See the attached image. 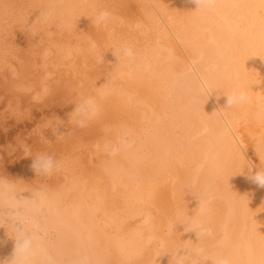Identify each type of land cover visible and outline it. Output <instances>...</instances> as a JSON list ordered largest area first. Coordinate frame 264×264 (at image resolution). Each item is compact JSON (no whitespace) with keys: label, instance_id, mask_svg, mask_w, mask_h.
Returning <instances> with one entry per match:
<instances>
[{"label":"bare ground","instance_id":"obj_1","mask_svg":"<svg viewBox=\"0 0 264 264\" xmlns=\"http://www.w3.org/2000/svg\"><path fill=\"white\" fill-rule=\"evenodd\" d=\"M105 1L0 0V85L15 89L0 104V147L27 168L0 173V264H109L117 253L132 262L146 249L157 263L171 249H189L211 211L197 191L190 199L182 189L183 181L191 185L192 160L207 165L219 197L204 264H264V186L250 178L264 170L262 0H211L206 9L196 0H131L124 9L137 7L129 13L135 23L120 13L124 1ZM112 5L117 18L106 9ZM119 18L135 24L125 29L129 38ZM143 26L151 33L140 49L133 38ZM57 86L73 93L63 101L66 117L51 109L32 119L31 99L24 105L16 90L41 104ZM234 94L245 99L229 106ZM95 119L109 123L106 132L85 137ZM80 120L88 131L78 138L68 125L84 128ZM200 151L202 159L188 158ZM38 153L58 166L38 173ZM123 200L132 207L120 208ZM135 217L144 228L122 227L123 218ZM103 218L119 222L115 236L102 232L115 242L101 237ZM25 237L32 241L27 252Z\"/></svg>","mask_w":264,"mask_h":264},{"label":"rangeland","instance_id":"obj_2","mask_svg":"<svg viewBox=\"0 0 264 264\" xmlns=\"http://www.w3.org/2000/svg\"><path fill=\"white\" fill-rule=\"evenodd\" d=\"M101 0H99V2L98 1H96L95 0V2L96 3H99V5L97 4V6L98 7H102V6H104V5H107L106 3H104V5H101V4H103V1L104 0H102L101 2H100ZM107 1V0H106ZM105 1V2H106ZM109 1V0H108ZM110 1H112L111 2V4H116V2H115V0H110ZM110 1H109V3H110ZM114 1V2H113ZM116 1H118V0H116ZM119 1H121V2H119V4L121 3L122 4V2L124 3V5L123 6H118V8H121V9H119V11H120V13L123 11V13H124V11H125V13H126V16H128L127 18L129 19H127L126 18V16H125V13H124V16H125V18L128 20V21H131L132 19H134L136 16H135V14H136V11H137V7L135 8L136 10H134V8H133V10H132V8H130V7H128V9H124V7L126 8V5H131V7H132V3H133V6L134 5H136V4H134L135 2L134 1H136V0H132L133 2L131 3H128L129 1H131V0H119ZM126 2V3H125ZM108 3V2H107ZM108 3V4H109ZM118 3V2H117ZM111 4H109V6H111ZM119 4H117V5H119ZM109 6H107L106 7V9L107 10H109L110 12H109V14H110V17H112V13L115 11V12H117L118 13V15L120 14L119 12H118V8H116L115 6H113L112 5V9L110 8L109 9ZM137 6V5H136ZM114 7V8H113ZM116 8V9H115ZM112 10V11H111ZM126 10H129V11H127L126 12ZM131 10L132 11H135L134 13L132 12L131 14L132 15H130L129 13L131 12ZM139 11V10H138ZM117 13L115 14V13H113V15H114V17L115 18H117ZM123 13H121V14H123ZM128 13V14H127ZM133 14H134V16H133ZM138 12H137V16H138ZM124 16L122 15V17L124 18ZM132 18H131V17ZM113 17V18H114ZM120 17H121V15H120ZM114 18V19H115ZM124 18V20H126ZM131 19V20H130ZM116 20V19H115ZM119 20H120V18H119ZM134 20H136V21H134ZM133 21H134V23L135 22H137V19L135 18ZM116 21H118V20H116ZM127 21V22H128ZM126 22V23H127ZM119 23H122L121 22V20H120V22ZM123 23H125L124 21H123ZM122 23V24H123ZM125 23V24H126ZM124 24V29H123V27L122 26H120V25H118L119 27H122V28H119L118 30H120L121 29V31H122V29L123 30H125L126 29V27L127 26H129V24H130V22L128 23V25L126 24L125 25ZM133 24V22H131V24L130 25H132ZM133 25H135V24H133ZM118 28V27H117ZM144 26L143 27H140L139 28V30H141V31H143V32H145L146 34H148V36H146V34L144 33L143 34V32L141 33H139V35H138V37H134L133 39H135L134 41H136V43L134 42V44L136 45V44H139V45H141V46H139V48L140 47H142L143 45H145V43H147L148 42V40H149V36H150V33L151 32H147V30H146V28H144ZM129 30V28L127 29V30H125V31H128ZM124 31V32H125ZM121 33V35H122V37H124L123 39H126V37L124 36V35H127V34H122V32H120ZM127 33V32H126ZM130 34H131V32L130 31H128V38H129V36H130ZM142 34V35H141ZM144 37H145V39H144ZM127 38V39H128ZM141 39H142V41H141ZM128 40H130V39H128ZM128 40H125L126 42L128 41ZM147 40V41H146ZM129 42V41H128ZM138 42H140V43H138ZM127 43H125L124 44V40H123V42H122V44H120V47H123V45L125 46ZM131 44V43H130ZM122 45V46H121ZM126 46H127V48H126ZM125 47H123L122 49H124L125 48V52H126V49H128L127 50V52L129 51V49L130 48H128V46H130V45H126ZM146 46L147 45H145V46H143V48L145 49L146 48ZM138 48V47H137ZM141 49V48H140ZM133 51V50H132ZM124 52V51H123ZM126 52V53H127ZM126 53H125V55H126ZM132 54H133V52H132ZM129 54H127V56H128ZM133 56V55H132ZM8 79V78H7ZM6 85V86H5ZM3 86H5V87H3ZM0 85V96H1V94H2V96L0 97V98H2V99H0V104L2 103V104H5L7 101H9L10 99H12L13 97H11L13 94H14V91H15V89H14V91H12L11 89H9V87H11V85L8 83V82H6L4 85ZM9 86V87H8ZM63 87V88H62ZM55 89V88H54ZM51 90L50 92H49V95H47V96H49V97H45L43 100H40V101H42L41 102V104L39 103V101L37 102V101H33V98H29V97H31V95L29 96V94L30 93H26L25 92V94L24 93H22L21 94V91H19V90H16L17 91V94H20V96L22 97V102H23V104L24 105H27L28 103H30V102H28V101H30V99H31V103L30 104H28V107H29V110H30V113L32 114V119H35V118H37L39 115H40V112L41 111H43V114L42 115H44V112L47 114V115H49V114H52L53 113V111L51 110V109H54V116H55V114L56 113H59L60 115V117L61 116H64V115H66L67 114V112H68V108L70 107V105H69V103H66V102H70L71 101V99H72V101H73V99H74V97H73V93L71 92V90L69 89V86H57L56 87V89H58V91L55 89V90ZM62 89H63V91H62ZM7 90H9V91H7ZM70 90V91H69ZM7 91V92H6ZM61 91V93H60V95H59V92ZM29 96H27V95ZM57 94V95H56ZM67 94V95H66ZM4 95V96H3ZM26 95V96H25ZM51 95V96H50ZM59 95V96H58ZM56 96H58L59 97V99H58V97H56ZM66 97H67V99H68V101L66 100ZM49 98V99H48ZM47 101H46V100ZM45 100V101H44ZM51 100H53V101H51ZM59 100V101H58ZM63 101H66L64 104H63ZM34 102V103H33ZM45 102V103H44ZM44 103V105H45V107H46V109H45V107H43V104ZM40 104V105H39ZM34 105V106H33ZM39 105V106H38ZM52 105V106H51ZM54 105V106H53ZM64 105V106H63ZM41 106H42V108H41ZM32 107V108H31ZM36 107V108H35ZM37 107H38V109H37ZM47 107H49L50 108V110H49V108H48V110H47ZM64 107V109H62ZM41 108V110H39ZM31 109L33 110H35V112H31ZM64 110V111H63ZM37 111H39L38 113H37ZM63 111V112H62ZM52 112V113H51ZM64 114H62V113ZM42 113V112H41ZM49 113V114H48ZM66 113V114H65ZM35 114V115H34ZM39 114V115H38ZM45 114V115H46ZM33 115L34 116H36L35 118L33 117ZM53 115V114H52ZM56 115H58V114H56ZM66 116H64V118H65ZM106 118H104V120H105ZM76 121V120H75ZM75 121H74V123H75ZM82 121H84L85 122V120H80V122H81V124L83 123V126H84V128H82V125L79 127V123L76 121V123L77 124H79V125H77V124H74V123H71L70 125H68L69 127L71 126V128H72V131L75 133V135H76V133H81L80 135H83V132L84 131H86L87 130V128H88V132H85V134H87V133H93V134H91V135H84L85 137L87 136V137H99L101 134H104L105 132H106V128L108 127L107 125H109V123L107 122L105 125H104V123L105 122H101V120H98V119H95V120H93V123L91 122V121H87V123L90 125L89 127H88V125H87V123H84V122H82ZM98 121H100V122H98ZM27 122V121H26ZM72 122V121H71ZM92 123V125H91V123ZM25 123V122H24ZM103 123V125H101ZM96 124V125H95ZM87 125V126H86ZM101 125V127H99L98 128V126H100ZM20 126V127H19ZM17 128H21V126L22 125H19ZM73 126H74V128H75V130H74V128H73ZM87 128H86V127ZM106 126V127H105ZM14 127V126H13ZM13 127H11V129H10V131L11 132H13L14 130H15V128H16V126H15V128H13ZM102 127H104V128H102ZM16 128V129H17ZM102 129V131L104 132V133H100V132H102V131H100L101 129ZM13 129V130H12ZM77 129H80V130H77ZM92 129V131H90ZM99 129V130H98ZM82 130V131H81ZM84 130V131H83ZM77 131H79V132H77ZM98 134V135H97ZM84 136H82V137H80V138H82V139H84L85 140V137ZM76 137H78L79 138V136L78 135H76ZM86 140H89V138L88 139H86ZM1 141H2V139H0V143H1ZM1 146V145H0ZM195 151V150H194ZM0 153H2L3 155V159H4V161L3 160H1V164H0V167H1V169H2V167H3V171H0V173L1 174H5L6 172H8V171H11V172H9V173H12V171H13V169L14 168H16V169H19L21 166H22V164L20 165V163H17L18 162V159L17 158H14L15 160L13 161V159H11L9 156H6V154H5V151L2 149L1 150V147H0ZM193 155H196V159H202V156H203V154H202V152L200 151V152H192L191 154H189L188 155V158L189 159H191L192 158V156ZM1 156V155H0ZM2 158H0V159H2ZM7 158V160H5ZM9 159V160H8ZM12 160V162H11V160ZM11 163H9V162ZM193 162L191 163V164H189L190 165V174H191V176H192V179H191V181H190V184L191 185H189V183L187 184V188H185L184 186L186 185V182H184L183 181V188L182 189H184V193L186 192V193H188V192H192V190L194 191V192H196L197 191V193L200 195L199 196V198L200 199H203V200H205L210 206H211V211H210V215H208V217H206V223H205V225H206V227L204 228V230H202V232L201 233H194L192 236H191V241H192V246H189V249H182V248H176V249H174V250H169V251H167V252H165V254L163 255V257H162V260L160 261V262H157V263H153L152 262V255H151V253H150V251H148V249H146V253L145 254H143V255H137V257H135V259L136 258H138L137 260H135V259H133L132 260V262L130 261H128V259H127V257H125L124 256V254H120V253H117V255H116V258H117V260H118V262L119 263H117V260H113L114 262H115V264H204L205 262H208V258H207V256H206V254H205V248L207 247V245H208V242H210L211 240H210V238H212V236L213 235H215L214 234V232H213V223H214V221H215V218H216V216H217V214H218V209H217V204H216V202L218 201V199H219V197L217 196V194L215 193V184L216 183H209V177H211L212 176V174H211V171L209 170V168L207 167V165H204L203 167H201V166H198L197 165V162H199V161H197L196 160V162H195V160H192ZM4 162V163H3ZM15 162V163H14ZM10 165H9V164ZM13 163V164H12ZM257 163L259 164V161L257 160ZM4 164V165H3ZM7 164H8V166H7ZM18 164V165H17ZM25 164V163H24ZM15 167H14V166ZM17 165V166H16ZM4 167H5V169H4ZM13 167V169H11ZM21 171L24 173V174H26V170L25 169H27L26 168V165L24 166H22L21 167ZM224 170H225V168H223ZM5 171V172H4ZM7 174V173H6ZM194 175H197V177L199 178L198 179V181H197V183H193L192 182V180H193V177H194ZM30 176V175H29ZM28 176V177H29ZM213 178L215 179V181H217L218 183L221 181V176L220 175H214L213 176ZM202 180V182H203V184H201L200 183V181ZM200 183V184H199ZM193 184V185H192ZM199 185H201V186H198ZM211 185H212V187H211ZM190 188H189V187ZM215 186V187H214ZM186 189L187 190H189L190 189V191H186ZM193 192V195H195V194H197V193H194ZM185 193V194H186ZM197 194V195H198ZM188 195H191V198L190 199H192L194 196H192V193L190 194V193H188V194H186V196L187 197H189ZM196 197H198V196H196L195 195V198ZM194 198V199H195ZM198 198V199H199ZM193 199V200H194ZM118 200H120V199H118ZM122 200V199H121ZM193 200H191V201H193ZM126 201V200H125ZM202 201V200H201ZM116 201H114V203H115ZM194 203L195 202H200V200L199 201H197V198H196V201H193ZM123 203H124V200H123ZM206 203V204H207ZM126 204H128V203H124V204H120V208H123L124 206H127ZM129 206V207H128ZM128 209H130V206L131 205H129L128 204ZM132 207V206H131ZM119 212H120V214H121V217H122V213H121V210H119ZM118 212V213H119ZM102 212H100V214H101ZM98 220H99V217L97 218ZM96 219V222L98 221ZM122 219V218H121ZM121 219H119V220H117V221H120ZM125 219V222L123 221ZM126 219H127V221H126ZM128 219L130 220V221H128ZM134 219H136V221H133ZM132 218V220H131V218H123V220H121V221H123V224H122V227L123 228H144L141 224L140 225H137V224H139V222H138V220L140 219V217H135V218ZM107 221V223H106V221ZM104 220V218H103V221L104 222H101L100 223V221H102V218L100 217V221L99 222H97L98 223V226L101 224L102 226H99L100 228H101V234H103L104 232L106 233L107 232V230L106 231H104V228L105 229H108V232H107V238H108V235L110 234V233H114L115 234V232L119 229V226H120V224H119V222H117L119 225H116L117 223H114V222H111L112 224L111 225H109L108 223V220L107 219H105ZM125 223V224H124ZM129 223V224H128ZM106 224H108V225H106ZM126 224H127V226H126ZM124 225L126 226V227H124ZM98 226H96V227H98ZM104 226V227H103ZM118 226V227H117ZM98 227V231H99V228ZM116 227H117V229H116ZM113 228H115L116 230L114 231V229ZM129 228V229H130ZM3 227H0V233H2L3 232ZM110 229V230H109ZM2 230V231H1ZM110 231V232H109ZM103 232V233H102ZM109 233V234H108ZM111 234V235H114V234ZM101 234H100V236H101ZM98 235H99V232H98ZM104 235V234H103ZM103 235L101 236L102 238H103V240L105 239V235H104V237H103ZM110 236V235H109ZM115 236V235H114ZM111 237H109V239H108V241H106V240H104V241H106L107 243L109 242V240H111L110 239ZM117 239V238H116ZM115 238L114 239H112V241H114L115 242V240H116ZM112 241H110L111 243H112ZM103 242V241H102ZM105 242V243H106ZM109 242V243H110ZM104 243V245H106ZM115 244V243H114ZM113 244V245H114ZM103 245V246H104ZM109 246H110V244H108ZM112 245V244H111ZM202 245L204 246V250H201V247H202ZM107 246V245H106ZM199 246V247H198ZM108 247V246H107ZM109 248V247H108ZM163 249V248H162ZM160 250H161V248H160ZM145 252V251H144ZM150 253V254H149ZM132 257V256H131ZM151 257V258H150ZM134 258V257H133ZM147 259H151V261H148ZM135 260V261H134ZM196 260V261H195ZM113 261H111L110 260V262H109V264H114V262ZM146 261H148V262H146ZM121 262V263H120Z\"/></svg>","mask_w":264,"mask_h":264},{"label":"clouds","instance_id":"obj_3","mask_svg":"<svg viewBox=\"0 0 264 264\" xmlns=\"http://www.w3.org/2000/svg\"><path fill=\"white\" fill-rule=\"evenodd\" d=\"M196 3H198L197 8H208L211 7V0H196ZM105 14H101V18H103ZM227 104L231 106L232 104L236 103L238 100L245 99V96L243 94L239 95H233V96H227ZM86 105L91 104V101H85ZM58 161L54 159L53 156L48 155L47 153H38L33 159L32 167L35 171L38 173H50L54 168L58 166ZM255 182L260 184L261 186H264V170H257L254 172L252 176H250ZM31 238L25 237L21 250L23 252H27L31 246ZM16 264H21L20 261H17ZM213 264H229L227 260L221 259V260H215L213 261Z\"/></svg>","mask_w":264,"mask_h":264},{"label":"snow or ice","instance_id":"obj_4","mask_svg":"<svg viewBox=\"0 0 264 264\" xmlns=\"http://www.w3.org/2000/svg\"><path fill=\"white\" fill-rule=\"evenodd\" d=\"M261 9H262V12H264V0H262ZM23 264H31V262L30 261H25V262H23Z\"/></svg>","mask_w":264,"mask_h":264}]
</instances>
